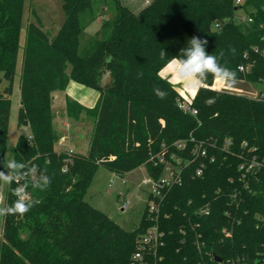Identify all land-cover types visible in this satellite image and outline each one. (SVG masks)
<instances>
[{"label":"trees","instance_id":"obj_1","mask_svg":"<svg viewBox=\"0 0 264 264\" xmlns=\"http://www.w3.org/2000/svg\"><path fill=\"white\" fill-rule=\"evenodd\" d=\"M65 15L49 37L37 16L25 27L19 75L20 133L12 160L35 167V181H0V207L10 206L14 190L27 185L33 202L25 215L0 216V264H218L232 259L260 264L264 252V171L245 173L241 162L264 160V0H152L133 12L109 0L110 18L83 44L81 36L97 19L96 0H60ZM24 0H0V171L4 163L12 85L20 46ZM250 19L240 21L239 13ZM218 25L216 28L215 26ZM192 36L207 39L206 50L236 73L235 81L257 88V97L211 87L209 75L191 102L196 116L183 112L179 90L160 72ZM168 54L161 58V51ZM221 53L223 55L221 56ZM238 67H242L240 71ZM107 82L102 86L103 77ZM99 92L94 108L66 100V116L94 118L86 154L56 151L52 94L69 81ZM165 93L159 98L156 90ZM184 95L183 93H181ZM212 100L209 104L207 101ZM27 127L30 136L22 134ZM209 144L214 161L201 177L191 165L182 181L154 199L159 211L147 212L137 228L121 229L85 196L98 166L123 176L150 162L162 145L177 140ZM225 141L230 145L224 147ZM47 175L44 188L33 185ZM207 209L202 215L200 210ZM156 228L159 243L143 249L140 238Z\"/></svg>","mask_w":264,"mask_h":264},{"label":"rangeland","instance_id":"obj_2","mask_svg":"<svg viewBox=\"0 0 264 264\" xmlns=\"http://www.w3.org/2000/svg\"><path fill=\"white\" fill-rule=\"evenodd\" d=\"M121 3L131 9L133 12L145 7L152 0H119ZM111 2L109 0H96L93 5V11L95 12L97 19L86 27L84 30L80 43L83 44L86 40L93 37L98 31L102 21L108 19L112 15V10L109 8ZM34 16H37L40 20L44 31L49 37L56 35L59 27L62 25L65 15L61 8L60 0H24L23 4V14L20 25V46L17 53V62L14 77L11 81L12 94H11V106L9 114V122L7 128V138H6V149L4 155V163L8 160H12L14 148L19 136V129L17 128V114L20 106V92H19V75L21 67L22 58V47L24 42L25 27L27 22L34 21ZM239 16H243V13H239ZM175 63L173 61L166 65L164 69L160 72L163 78L171 77V80L183 83L186 92L194 96L198 88L188 87L176 74ZM108 81L107 77H103L101 85L103 86L105 82ZM246 83V82H245ZM223 82L215 79V84L212 86L214 89H219L223 87ZM248 84V83H246ZM6 81L0 82V91L7 86ZM234 85V84H232ZM252 88L253 94H257V88L248 84ZM178 85H175V87ZM247 87V85H243ZM67 90L73 92L75 89L78 91H87L90 93L99 94L98 91L83 87L73 81H69L67 84ZM63 91L54 92L52 109L55 115L56 111L64 109V96ZM181 92V91H180ZM183 93V92H181ZM184 94V93H183ZM187 95V94H186ZM63 98V99H62ZM56 108V110H55ZM87 121L91 123V128L94 123V118L89 116ZM87 125L82 128H78L80 133L78 134V139L74 143L80 146H84L87 136ZM56 130L58 132L64 131V127L56 122ZM23 135L29 137L30 130L27 127L21 129ZM89 134L91 135V129ZM62 141V140H61ZM60 138L55 143L54 149L56 151H64L65 148L59 146ZM66 146V144H65ZM3 163V165H4ZM2 171H7L2 168ZM146 166L142 165L135 170L124 174L121 176H116L112 171L98 166L92 177L89 189L86 193L85 200L95 209L102 212L109 219L115 222L121 229L125 231H131L138 227L141 217L143 215L144 209L147 203L148 188L142 184L143 179L147 178ZM3 187L5 182L2 183ZM1 198V195H0Z\"/></svg>","mask_w":264,"mask_h":264},{"label":"built area","instance_id":"obj_3","mask_svg":"<svg viewBox=\"0 0 264 264\" xmlns=\"http://www.w3.org/2000/svg\"><path fill=\"white\" fill-rule=\"evenodd\" d=\"M243 0H234V4L236 6L240 5ZM240 21L244 22L247 20L251 22L250 19L241 16L239 18ZM216 28L218 25L215 26ZM240 71L243 70L242 67H238ZM215 82H213L214 86ZM202 86V85H201ZM212 88V87H211ZM216 91H221V89H214ZM184 93L182 95L180 92V96L183 101L179 103V108L185 112L190 114L191 116H196L197 111L192 108L191 102L194 96H189V94L185 90H181ZM187 94V95H186ZM257 97V96H256ZM216 141H210L209 144L203 141H196L193 138L188 140H177L170 147L162 145L161 150L158 154L153 156L150 159V162L155 163V165L161 166V172L159 177H153L147 174V178L143 179L142 184L148 188V195H150L151 199L147 204V212L151 215L157 213L159 211L158 205L155 204L154 199L161 198L163 192L168 190L174 185H178L182 181V173L184 170L189 168V166H193V172L191 173L192 177H201L204 173L205 168L207 167V163L214 161V156L209 154V149L215 147ZM229 141H225L223 146H229ZM239 169L245 173H250L254 171H259L263 169L264 171V160L258 161L255 158H252L248 161L241 162L239 165ZM24 171L25 178L21 179L20 176H17L14 179L16 182L21 180H30L35 181L37 179V173L35 170L32 171L27 176V172ZM28 196L26 195V198ZM1 202V199H0ZM200 214L207 215L209 212L207 209H202L199 211ZM140 247L133 254L132 259L134 261H141L143 259V249L148 246H156L159 243V234L156 228L149 229L144 235L141 236ZM256 262L260 264H264V252L261 257H258ZM218 264H249L247 261H243L240 259H232L230 261H221Z\"/></svg>","mask_w":264,"mask_h":264},{"label":"clouds","instance_id":"obj_4","mask_svg":"<svg viewBox=\"0 0 264 264\" xmlns=\"http://www.w3.org/2000/svg\"><path fill=\"white\" fill-rule=\"evenodd\" d=\"M187 46L183 47L179 55L173 56L175 59V72L180 79L188 86L192 88H199L209 75L214 79L219 80L228 86L234 84L236 79V73L230 68L222 65L220 59L206 50L208 44L207 39L199 36H192L187 40ZM168 53L163 49L161 51V58L165 57ZM223 53H221V56ZM159 98H164L165 93L156 90ZM211 104L213 101H207ZM7 171H0V181L5 183H11L13 179L20 176L21 179L25 178L24 171L25 165L18 163L15 160H8L3 165ZM36 171L37 169L33 167ZM33 168L27 172V176L32 173ZM51 180L47 175H42L40 182L33 185L36 188H44L50 185ZM27 185H21L14 190V194L17 199L10 206L0 207V216L5 215H25L30 211L33 206V202L26 198Z\"/></svg>","mask_w":264,"mask_h":264},{"label":"crops","instance_id":"obj_5","mask_svg":"<svg viewBox=\"0 0 264 264\" xmlns=\"http://www.w3.org/2000/svg\"><path fill=\"white\" fill-rule=\"evenodd\" d=\"M173 61H175V60H173ZM173 61H171V62H173ZM168 81L174 86L178 85L179 86L178 87L179 92L181 90H185L183 83H180L178 81L174 82L171 80V77L168 78ZM214 82H215V80H214ZM243 85H247V87H243ZM66 88H67V86H66ZM66 88L62 92L63 96H64V109L61 111L57 110L55 113V118H54V127H56V122H58V124L60 123L61 126L65 128L64 131H62V132H58V130H56L59 137H60L59 146L62 148L64 147L65 148L64 151H66V152H72V153H78V154L84 155L87 153V150H88V144H89V140H90V136H91L89 134V132L91 129V133H92L93 125L91 128V123H89L87 121L88 116H86L85 113H81L77 120L72 119V118H68L66 116V100L67 99L73 100L76 103H78L80 106H82L83 108L91 110L92 108H94V106L98 100L99 94L90 93V91L89 92L78 91L76 89L73 92H70V91H65V90H67ZM176 88H177V86H176ZM220 89H221V91H226V92H230V93L244 95V96H248L251 98H256V96H257V94H253V92L251 91L252 90L251 86H249L248 84H246L243 81H235L234 85H231V86H228L227 84L224 83L223 87ZM189 96H191V95H189ZM53 98L54 97H52V105H53ZM53 110L54 109H52V111ZM55 110H56V108H55ZM85 125H87L86 128H88L87 136H86V142H85L84 146L81 148L80 146L76 145V143H74V142L76 139L79 138L78 134L80 133V131L78 130V128H82ZM65 144H66V146H65Z\"/></svg>","mask_w":264,"mask_h":264},{"label":"water","instance_id":"obj_6","mask_svg":"<svg viewBox=\"0 0 264 264\" xmlns=\"http://www.w3.org/2000/svg\"><path fill=\"white\" fill-rule=\"evenodd\" d=\"M213 261L215 262V263H221V258L220 257H218L217 255H213Z\"/></svg>","mask_w":264,"mask_h":264}]
</instances>
